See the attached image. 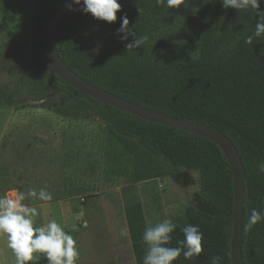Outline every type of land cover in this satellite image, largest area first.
Listing matches in <instances>:
<instances>
[{
  "label": "trees",
  "instance_id": "16d2710c",
  "mask_svg": "<svg viewBox=\"0 0 264 264\" xmlns=\"http://www.w3.org/2000/svg\"><path fill=\"white\" fill-rule=\"evenodd\" d=\"M67 0H31L27 51L10 43L0 64V106L25 109L33 104L67 119L100 123L108 161H117L109 175L126 179L121 189L123 215L135 264H143L147 227L136 186L187 172L198 176V196L209 208L188 202L171 234L170 247H181L182 228L203 233L198 257L173 264H231L233 175L212 141L160 124L143 121L62 83L48 70L44 26ZM121 11L109 24L76 9L55 31L57 52L80 78L130 103L178 120L197 122L223 133L236 148L245 173L241 258L243 264H264V222L248 228L253 209L264 211V35L245 38L255 30L259 9H225L221 0H185L176 8L156 0H119ZM126 14L136 37L147 35L142 47L127 49L117 30ZM98 149V148H97ZM116 165V166H115ZM86 190L81 180L69 184L68 196ZM32 264V262H28ZM38 264H48L41 259ZM99 264H114L104 262Z\"/></svg>",
  "mask_w": 264,
  "mask_h": 264
},
{
  "label": "rangeland",
  "instance_id": "374dc122",
  "mask_svg": "<svg viewBox=\"0 0 264 264\" xmlns=\"http://www.w3.org/2000/svg\"><path fill=\"white\" fill-rule=\"evenodd\" d=\"M30 1L0 0V64L4 56L11 53L12 42L15 47L27 51ZM9 123L18 125L19 129L14 133L21 134V137L14 134L11 142L14 159L28 157L27 163H14L13 197L16 192L27 193L33 188L34 178L39 174L37 171L43 173V188L53 197L49 202L30 197L24 201L37 208L34 226L52 220L60 224L77 242L80 256L76 264L109 261L135 264L121 197V189L128 182L108 173L109 168L118 165V160L108 161L105 157L107 145L105 135L100 132V123L63 118L38 104L18 110L0 109V136ZM36 157L42 162L37 167L32 161ZM78 180L83 182L86 190L80 195L68 196L69 184ZM136 189L147 227L165 219L179 224L188 202H194L200 210L209 212L199 199L195 172L140 183ZM85 221L87 228L82 226ZM0 264H14V256L4 236H0Z\"/></svg>",
  "mask_w": 264,
  "mask_h": 264
},
{
  "label": "clouds",
  "instance_id": "9594fccd",
  "mask_svg": "<svg viewBox=\"0 0 264 264\" xmlns=\"http://www.w3.org/2000/svg\"><path fill=\"white\" fill-rule=\"evenodd\" d=\"M208 2V0H205ZM168 9L176 8L185 3V0H156L157 5L165 4ZM225 9L232 8L237 11L259 9L261 0H221ZM83 5L82 11L93 18L112 24L117 19V13L121 11L119 0H71L68 5ZM121 24L117 30L121 41H127L133 37L131 43L126 44L127 49L142 47L149 37L147 35L136 37L129 27V19L126 14L120 17ZM264 35V12L259 13V21L255 24V30L245 38V43L253 45L254 38ZM258 170L264 173V162L258 165ZM38 199L49 202L52 194L41 188L37 191L30 188L27 193L16 192L14 198L0 196V236L6 237L7 247L12 251L14 264H38L43 258L48 264H76L80 252L77 242L71 234L64 231L55 220L42 226H34L38 215L37 208L24 203L26 198ZM264 222V211L253 209L249 216L248 228ZM88 227L87 221L82 225ZM177 225L171 219H165L154 226L144 229L142 239L146 244V252L143 256V264H173L183 253L184 259L198 257L203 251V233L197 226L187 224L182 228L184 239L178 241L181 247L167 246L172 240V233ZM222 258L214 256L211 264H221Z\"/></svg>",
  "mask_w": 264,
  "mask_h": 264
},
{
  "label": "water",
  "instance_id": "95a60500",
  "mask_svg": "<svg viewBox=\"0 0 264 264\" xmlns=\"http://www.w3.org/2000/svg\"><path fill=\"white\" fill-rule=\"evenodd\" d=\"M70 3L71 0H67L57 8L46 22L42 32L49 72L56 75L63 84L87 95L92 100L101 102L143 121L177 129L214 142L223 152L233 175L232 235L230 239L231 264H243L241 258V240L247 178L236 148L223 133L217 130L197 122L178 120L166 114L140 107L88 83L74 73L60 58L55 41V31L59 22L63 21V23H66L76 9L83 8L82 4L72 5V10L70 11L68 7ZM247 214L250 215L249 206H247Z\"/></svg>",
  "mask_w": 264,
  "mask_h": 264
},
{
  "label": "crops",
  "instance_id": "0c3cea01",
  "mask_svg": "<svg viewBox=\"0 0 264 264\" xmlns=\"http://www.w3.org/2000/svg\"><path fill=\"white\" fill-rule=\"evenodd\" d=\"M2 108H7V107L0 106V109ZM76 120L84 121L81 119H76ZM18 129H19L18 125L9 123L7 125L6 130L4 128L2 129L3 132L2 135L0 136V196H8L9 198H14L13 189H12L14 163H18L19 165L22 164L23 162L27 163L28 161L27 159L28 157L25 156L23 158L19 156L16 159H14L13 157L14 147L11 144V142L14 139V134L18 137H21L20 133L18 132L14 133V131ZM33 160L35 161L34 164H36V167L40 166V164L38 163H42L41 160H39V157H36V159L33 158L32 161ZM37 172L39 174L35 176L34 184L32 187L33 188L35 187L36 189H41L43 188L44 185V177L41 176L43 175L41 171H37Z\"/></svg>",
  "mask_w": 264,
  "mask_h": 264
}]
</instances>
